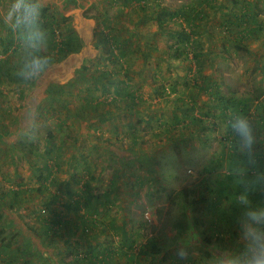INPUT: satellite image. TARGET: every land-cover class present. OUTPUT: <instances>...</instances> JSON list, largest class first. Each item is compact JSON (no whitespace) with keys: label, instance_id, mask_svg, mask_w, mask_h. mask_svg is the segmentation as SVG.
<instances>
[{"label":"rangeland","instance_id":"1","mask_svg":"<svg viewBox=\"0 0 264 264\" xmlns=\"http://www.w3.org/2000/svg\"><path fill=\"white\" fill-rule=\"evenodd\" d=\"M217 3L82 0L68 17L55 5L47 8L45 22L57 34H51L52 39L56 37L57 44L67 40L77 48L64 65L59 58L53 60L48 74L53 82L48 84L46 78L43 83L35 143L15 135L29 89L13 79V67L8 75L1 63L0 192L12 194L1 196L0 202L13 208H8V218L5 212L4 220L0 218L5 230L0 236V264H52L36 250L42 241H47L45 248L51 244L52 252H63L65 246L69 255L83 252L88 238L107 232L99 227L104 222L119 227L118 232L106 233L107 243L121 241L117 253L134 254L138 264H185L175 255L181 244L190 250L186 264H210L213 247L240 246L235 223L239 208L219 194L221 185L236 188L227 175L233 160L228 157L231 138L223 139L227 117L213 107L215 96L205 88L211 83L213 92L225 98L254 96L259 90L264 94V76L260 70L247 75L240 66H247L248 56H234L219 47L226 36ZM185 12H193L191 21ZM182 30L190 36L187 45L175 34ZM6 42L14 64L13 37ZM175 52L180 55L175 57ZM201 77L206 81L203 87ZM69 79L73 81L65 84ZM183 96L197 97L198 104L182 108L177 100ZM255 101L250 113L264 139ZM259 151L264 154V141L255 147V153ZM50 158L51 177L45 180L48 171L41 167ZM259 168L264 169V162ZM86 181L90 189L81 192L79 184ZM259 193L252 194V200L264 205ZM201 197L207 201H199ZM76 200L83 213L66 208ZM90 210L96 212L93 217ZM192 210L195 224L188 216ZM60 216L78 224L68 235L73 242L62 241L67 235L61 228L53 234L39 228ZM78 216L86 217L88 231ZM180 222L192 226L179 231L174 224ZM128 233L134 248L146 255L129 249ZM151 244L160 248L159 253H153Z\"/></svg>","mask_w":264,"mask_h":264},{"label":"clouds","instance_id":"2","mask_svg":"<svg viewBox=\"0 0 264 264\" xmlns=\"http://www.w3.org/2000/svg\"><path fill=\"white\" fill-rule=\"evenodd\" d=\"M48 6L49 0H4L0 5V26L12 34L16 45L12 74L20 87L29 89L15 135L31 143L38 140L43 83L54 66V54L50 52L52 37L43 20V11ZM225 131L232 137L235 153L227 175L238 188L234 204L239 208L235 223L240 246L213 247L210 264H264V205L252 200V194L264 193V169L257 166L255 154V146L264 139L258 136L253 122L238 110L229 111ZM175 255L186 264L190 250L181 244Z\"/></svg>","mask_w":264,"mask_h":264},{"label":"crops","instance_id":"3","mask_svg":"<svg viewBox=\"0 0 264 264\" xmlns=\"http://www.w3.org/2000/svg\"><path fill=\"white\" fill-rule=\"evenodd\" d=\"M80 1L82 0H49V6L47 8L49 10L51 8V5H55L57 6L56 10L59 11V13L62 16L68 17L74 11L72 9L73 5L79 4ZM3 3H4V0H0V5H2ZM217 6L219 8L216 7V9H218V11L220 12H223L222 19H221L223 23H220L219 25H222V27L224 28V32H225L224 34L226 36V38L224 39L225 40L224 44L220 45L219 47L221 49L224 48L225 51H229V53L234 56L235 54L237 55L240 53L248 56L247 66H245L244 64L243 66H240L241 69H244L245 72H247V75L252 74L254 76L253 70H260L259 72L262 73V76H264V0H218ZM47 8H45L43 11L45 13L44 16H46ZM51 10H53V8H51ZM45 20L46 19L44 18V21ZM228 28L230 31H228ZM52 31L55 32V36H56L57 35L56 31H54V29ZM9 36L12 37V34L10 32L6 33L3 30L2 26H0V51L1 49L2 50L4 49V52H5V54L0 55V59H1L0 61L1 63L5 64L4 66L6 68L8 67L11 68L14 65L11 62H9L10 61L9 59L12 53V47L9 50L5 48L7 46L6 39ZM51 41H55L56 43V45L54 43L52 44V51H53L54 56H57V48L61 42L57 44L56 37H55V40L51 38ZM72 54L73 53H71L70 55ZM70 55H67L63 59L60 58L61 62L64 61L62 65L68 62V58L70 57ZM16 56H17V52H16ZM47 78L49 79L48 84L53 82L52 80H50L52 78H49V77ZM13 79L15 80V78ZM64 81H66L64 82L65 84H68L69 82H72L73 79H69L68 81L64 80ZM16 82L18 81L16 80ZM202 82L204 83L203 85L205 86V83H206L205 79L201 80L200 83ZM259 82H260V77H258V84ZM230 97H235V96H230ZM196 98L197 97H194L191 99V98H187L183 96L181 98V101L179 102L183 104L182 108H184V106H186L187 103L194 106L198 104V101L196 100ZM235 98L243 101L244 103L248 105L249 113L250 111H252V108H251L252 99L253 98L256 99L255 107H257V112L258 111L259 113L262 112V107H264L263 106L264 105V94L260 92V90L258 94L254 96L245 94V95H240V97L238 96ZM195 107L193 109H195ZM9 193L12 194L10 190H6L3 194L0 192V197L7 196ZM13 193L16 195L18 194L17 192H13ZM15 200L18 201L17 199ZM3 203L4 202H0V215L2 214L1 215L2 217L0 216V218L2 220H4L5 216L6 218L10 216L11 213L8 211V208H11V209L13 208L11 204H3ZM83 211L84 210L82 207L81 213H83ZM3 212H5V216L3 215L4 214ZM59 218H61V216ZM61 220H62V223L59 224L57 227H55L56 225L55 226L52 225L53 222L51 223L45 222V224L42 226H39V228L41 227L43 228L42 230L44 234L51 233V231L53 234L57 228H61L62 229L61 232L63 233V235H67L65 236V238L62 239V241L64 243L73 242L72 238L70 239L68 235L70 234L72 235L75 230L77 231L76 228L78 224L73 223L71 220L69 222L68 218L67 219L61 218ZM99 227L100 229L102 227L104 231H107L106 233L118 232V228H119L117 226V223H114V222H104L101 225H99ZM92 228L94 229V226ZM123 229H125V227L123 228L122 226L121 230ZM125 230L127 231V229ZM4 232L5 230H4V225L2 222L0 223V236L3 235ZM65 232L67 234H65ZM106 233H104V235H100V236L96 235V237L88 238L86 244H84L85 245L84 246L85 249L83 251L85 252L84 260L80 259V257L77 256L76 250L74 253L71 252L72 254L69 255L66 252L67 246L64 247L63 252H52L51 244L47 245L45 248L44 246L46 245L47 241L45 242L42 241V246L39 243L38 247L36 246L35 247H36L37 252L43 258V260L44 261L46 259L50 260L52 264H78L77 261H79L80 264H138L136 262V258L134 254H130L129 252L125 254H118L116 249H118L119 244L121 245L122 242L118 241L117 244L107 243L109 240V237L106 236L107 235ZM55 238H57V236ZM129 239L134 240L133 237H131V234H129ZM123 243H124V246H126V242L123 241ZM90 248H95V250H97L98 253L97 254L93 253V251H90ZM107 249H111V252L110 253L106 252ZM83 252H80L79 254L83 256ZM158 260L160 259L158 258ZM173 260L174 259H171V261ZM144 264H147V263L144 262Z\"/></svg>","mask_w":264,"mask_h":264},{"label":"trees","instance_id":"4","mask_svg":"<svg viewBox=\"0 0 264 264\" xmlns=\"http://www.w3.org/2000/svg\"><path fill=\"white\" fill-rule=\"evenodd\" d=\"M190 10V9H189ZM44 12H43V20H44ZM174 15V14H173ZM184 15H186L187 16V19H188V21H191L192 20V18L191 17H193V12L191 13V12H185V14ZM172 16V15H171ZM44 23H45V26H46V28L49 30V32H51V34H53L54 32L52 31V29L49 27V23H47V22H45L44 21ZM192 23V22H191ZM228 26V25H227ZM175 34H177V37L180 39V41L184 44V45H187V43H189V39H190V36H189V34H187V33H185L183 30L182 31H180V32H178V33H175ZM72 44L69 42V41H61V43L59 44V46H58V48H57V57L55 56L54 57V59H60V58H65L67 55H70L71 53H74L75 51H76V45L75 46H71ZM181 53H184V51H180ZM180 54L179 53H177V52H175L174 53V56L175 57H178ZM198 55L197 54H195V59H196V61H198ZM0 67H2V65H1V61H0ZM5 67V66H4ZM8 68H10V67H8ZM8 68H5V72H6V74H10V71H9V69ZM0 71H1V69H0ZM200 73H201V71H198V75L200 76ZM6 76V75H5ZM201 80H203L204 79V77H201L200 78ZM204 83L202 82V83H200V86L201 87H203L204 85H203ZM205 90H208V91H211L212 90V95H214L215 96V99H214V101H213V104H214V106L213 107H217V108H219L220 109V113H221V115L222 116H226L227 117V115H228V113H229V111L230 110H238L239 112H241L243 115H245V116H247L252 122H254L255 121V117L254 116H252V114L251 113H249V107H248V105L246 104V103H244L243 101H241V100H239V99H236L235 97H230V98H225L223 95H221L220 93H218V92H213L214 90H213V88H212V84L210 83V84H208L207 85V87L205 88ZM178 102L179 101H181V98H178V100H177ZM264 106V105H263ZM187 109V108H186ZM185 109V110H186ZM184 115H186V114H184ZM192 118H195V117H192ZM196 119V118H195ZM197 120H199V119H197ZM256 122H257V124L259 125V128H261V129H264V107H262V112H260L259 114H258V117L256 118ZM258 133H261V132H258ZM229 138H231L230 139V144L232 145V137H231V135H230V133L229 132H225V135L223 136V139H225V140H228ZM256 146H258V143H257V145ZM255 146V147H256ZM50 151V150H49ZM256 154V161H257V166L258 167H261L262 166V164H263V162H264V154H263V152L262 151H259V152H256L255 153ZM234 156H235V153H234V150L232 149V147L230 146V150H229V152H228V157H230V158H232V159H234ZM54 161V159H52V158H50V159H48L47 161H45L46 163L41 167V170H43V168L45 169V170H47L48 171V173L45 175V180H47V179H49V177H51V173H50V171H49V169L52 167L50 164H49V162L50 161ZM230 163H231V161H229V164H228V167L230 166ZM228 178H229V176H228ZM230 180H232V182H233V179H232V177H230ZM88 181V180H87ZM87 181L86 182H83V183H80L79 184V187H80V190H81V192L83 191V190H85V189H90L89 188V185H87ZM229 189H230V191H229ZM229 189H228V186H226V185H221V190H219V194L220 195H224L225 197H227V198H230V201H231V205H233V206H235V204H234V202H235V196H236V192L238 191V188H237V186H236V188H233V187H229ZM258 197H264V193H259L258 194ZM53 201H55V199H53ZM199 201H201V202H203V201H207V198H205V197H201L200 199H199ZM81 205H82V203H80V201L78 200H76V202L74 203V205L73 204H66L65 206H66V208H69V209H72V208H75L74 209V211L76 212V213H78L79 211L81 212V210H82V207H81ZM88 212V211H87ZM92 217H93V215H95V210H90L89 212H88ZM185 216H187V215H185ZM189 220H190V222H193V224H195V219H196V214H195V212L192 210L190 213H189ZM78 217H80L81 219H83V226H84V231H88V229L90 228L88 225H87V221L88 220H85L86 219V217H84V218H82L83 216H78ZM54 221V220H53ZM91 221V226H94L93 225V222L95 221V219L93 218L92 220H90ZM70 222V221H69ZM55 223H56V225H59V224H61L62 223V220L60 219V220H58V221H54L53 223H52V225L53 226H55ZM190 226H192V223H187V224H185V223H177V224H174V227H176V228H178V230L179 231H187L188 229H189V227ZM78 227V226H77ZM95 227V226H94ZM52 229V228H51ZM50 229V230H51ZM54 230V229H53ZM76 231V230H75ZM75 231L73 232V234L75 233ZM128 242L130 243V245H129V249L130 250H134L135 248H134V243H135V240H130V239H128ZM108 248H110V247H108ZM134 248V249H133ZM150 249H152V251H153V253L155 252V253H159V250H160V248L158 249V247H156V245L155 244H151V248ZM90 251H93V253H98V251L97 250H95V248H90ZM106 252H108V253H110L111 252V249H107V251ZM133 253H136V254H139V255H142V256H144V255H146L145 253V251L144 250H141V249H135L134 250V252ZM85 255V252H83V256ZM77 256H79L80 257V259H82V260H84L85 259V256L83 257L81 254H79V253H77ZM161 260H164L163 259V257H161L160 258ZM174 261V260H173ZM77 263L78 264H80V262L79 261H77Z\"/></svg>","mask_w":264,"mask_h":264},{"label":"built area","instance_id":"5","mask_svg":"<svg viewBox=\"0 0 264 264\" xmlns=\"http://www.w3.org/2000/svg\"><path fill=\"white\" fill-rule=\"evenodd\" d=\"M43 212H45V210H42ZM147 215V214H146Z\"/></svg>","mask_w":264,"mask_h":264}]
</instances>
